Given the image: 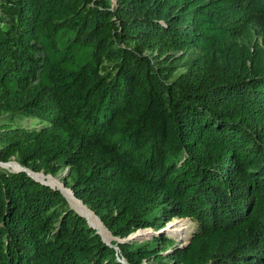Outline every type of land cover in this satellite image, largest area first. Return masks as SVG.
Segmentation results:
<instances>
[{"label": "trees", "instance_id": "trees-1", "mask_svg": "<svg viewBox=\"0 0 264 264\" xmlns=\"http://www.w3.org/2000/svg\"><path fill=\"white\" fill-rule=\"evenodd\" d=\"M261 24L264 0H0L1 158L67 166L116 238L198 224L107 243L0 168V264H264V60L227 48Z\"/></svg>", "mask_w": 264, "mask_h": 264}, {"label": "rangeland", "instance_id": "rangeland-1", "mask_svg": "<svg viewBox=\"0 0 264 264\" xmlns=\"http://www.w3.org/2000/svg\"><path fill=\"white\" fill-rule=\"evenodd\" d=\"M118 3V0H112V5L116 6ZM227 48L231 51L232 54H234L236 57L239 59L248 55L253 54L256 57H259L264 60V24L258 25L257 27L251 28L249 31L245 32L244 34L241 35H235L227 39ZM226 50V49H225ZM149 52H154L156 55H160V51L156 49H149ZM177 56H181L180 53H178ZM162 59H167V55H163L161 57ZM1 146H0V168L4 170H8L10 172H19L23 171L28 173L31 177L36 179L37 181L44 183V184H49L52 185L50 182L53 184H57L56 187H59L61 191L64 193V189L70 190L72 193L71 189V182H70V169L67 166L61 165L60 169L58 170L57 173H47L44 170H36L33 168L32 164H25L22 162L21 155L14 154L8 158H1ZM60 164V163H57ZM50 181V182H49ZM65 195V193H64ZM74 195V193H73ZM75 196V195H74ZM67 198V201L69 203V206L72 208L77 209L69 200V198L65 195ZM76 198V197H75ZM83 203V202H82ZM84 204V203H83ZM85 205V204H84ZM87 206V205H85ZM88 207V206H87ZM89 208V207H88ZM74 209V210H75ZM90 209V208H89ZM91 211V210H90ZM80 212V211H79ZM93 213V212H92ZM94 214V213H93ZM97 217V215L95 214ZM98 218V217H97ZM90 222V221H89ZM185 222L187 228V232L185 234H176L173 231V227L179 223ZM198 224L193 221L190 218H175L171 222H169L164 229H162L160 232H154L153 230H149V232L142 234L141 236H134L133 240L137 241H145L147 239H151L154 236H167L168 240L173 241L177 244L186 245L188 244L192 234L197 230ZM97 231L100 232L101 236L104 238V240L107 243H111L112 240H121L119 238H114L112 235L105 237L102 232L100 231L99 228H94ZM109 231V230H108ZM162 243V242H160ZM164 246V245H163ZM160 250H164V247L159 248ZM172 251L169 250L165 252V254H169ZM163 252V251H162ZM153 262V261H152ZM126 263V262H125ZM147 261H144V264H146Z\"/></svg>", "mask_w": 264, "mask_h": 264}, {"label": "bare ground", "instance_id": "bare-ground-1", "mask_svg": "<svg viewBox=\"0 0 264 264\" xmlns=\"http://www.w3.org/2000/svg\"><path fill=\"white\" fill-rule=\"evenodd\" d=\"M57 185V184H56ZM56 185H53L56 187ZM64 193L65 195L69 198V200L71 201V203L77 208L79 209V211L84 214L90 221L91 225H93L95 228H99L100 231L102 232V234L107 237L110 236L111 237V233L108 232V230L99 222L98 218L95 216V213L93 214L92 211H90V209L85 206L81 201L77 200L75 198V196L73 194H70L67 192L66 189H64ZM103 223V222H102ZM185 222L179 223L177 225H175L172 229L173 231L178 235V234H185L187 232L186 228V224H184ZM104 224V223H103Z\"/></svg>", "mask_w": 264, "mask_h": 264}, {"label": "water", "instance_id": "water-1", "mask_svg": "<svg viewBox=\"0 0 264 264\" xmlns=\"http://www.w3.org/2000/svg\"><path fill=\"white\" fill-rule=\"evenodd\" d=\"M49 185V184H48ZM51 187H55V186H53V185H50ZM56 188H58V189H60L59 187H56ZM61 190V189H60ZM63 192V191H62ZM73 208V207H72ZM73 209H75V208H73ZM76 210V209H75ZM77 211V210H76ZM80 215H82L83 217H85L87 220H88V222H89V219L84 215V214H82L81 212H79V211H77ZM93 212V211H92ZM94 213V212H93ZM98 217V216H97ZM99 218V217H98ZM100 219V218H99ZM89 224L91 225V223L89 222ZM93 228H95L93 225H91ZM141 230H144V229H141ZM139 231V230H138ZM98 233L100 234V232L98 231ZM111 233V232H110ZM135 234H136V232L135 233H133V234H131L128 238H125V239H122V241H127V240H133L134 239V236H135ZM101 235V234H100ZM111 235L113 236V234L111 233ZM114 238H116L115 236H113Z\"/></svg>", "mask_w": 264, "mask_h": 264}]
</instances>
